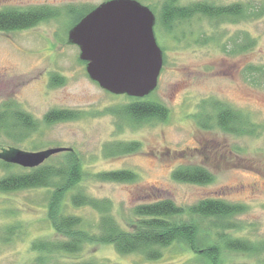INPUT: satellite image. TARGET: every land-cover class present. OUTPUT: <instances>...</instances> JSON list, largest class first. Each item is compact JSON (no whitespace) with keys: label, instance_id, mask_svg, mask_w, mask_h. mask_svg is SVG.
<instances>
[{"label":"rangeland","instance_id":"rangeland-1","mask_svg":"<svg viewBox=\"0 0 264 264\" xmlns=\"http://www.w3.org/2000/svg\"><path fill=\"white\" fill-rule=\"evenodd\" d=\"M104 1L0 0V10L49 6L61 12L30 29L0 31V113L4 116L12 113L10 109L19 108L37 125L14 131L11 120L7 128L0 125V151L11 147L26 151L72 148L85 169L81 187L91 196L109 199L112 215L127 230L132 229L133 209L139 204L171 199L188 210L203 199H219L242 206L228 219V235L255 245L264 243V75L249 71L252 65L264 64V15L220 24L197 16L175 24L171 31L157 19L155 32L164 51V66L157 88L144 100L164 104L169 116L164 121L152 119L138 124L111 112L137 97L101 88L89 77L79 47L67 42L76 19L69 9L94 7ZM138 1L159 18L166 0ZM174 2L180 6L242 3L256 10L264 0ZM246 33L257 40L240 51ZM54 75L58 79L51 81ZM220 104L240 111L245 123L253 124L254 132L234 136L220 129ZM53 109L81 115L74 120L46 123L44 117ZM121 142H139L141 147L126 154L111 152L113 147L108 150ZM61 153L43 164L59 162ZM14 165L11 170L0 167V174L26 169ZM182 166H202L214 178L205 184L174 180V170ZM119 169L135 172L138 180L103 182L94 177L99 172ZM50 195L51 189L0 193V264H33L37 252L32 249V241L58 238L48 217ZM70 209L85 219L87 227L98 230V211L91 207ZM196 221L203 234L214 231L211 234L217 237V219ZM8 226L19 230L6 243L1 237ZM216 240L221 244L219 237ZM81 260L103 264H211L184 244H173L163 249L162 258L148 260L137 253L119 254L112 244L89 243L79 254L56 255L52 261ZM218 263L264 264V250L222 249Z\"/></svg>","mask_w":264,"mask_h":264},{"label":"trees","instance_id":"trees-1","mask_svg":"<svg viewBox=\"0 0 264 264\" xmlns=\"http://www.w3.org/2000/svg\"><path fill=\"white\" fill-rule=\"evenodd\" d=\"M95 7H71L69 13L76 18L72 26ZM60 15L59 10L49 6H33L24 10L2 9L0 10V31L30 29ZM263 15L264 3L257 6L256 10L254 8L249 10V7L242 3L217 5L197 2L180 6L174 0H166L157 19H159V24L171 31L175 24L197 16L220 24L238 22L247 17L259 19ZM216 40L219 41L220 38ZM256 40L246 33L243 45H240L238 50L244 51L252 47ZM249 71L256 75H264V64L252 65ZM57 79L58 77L54 75L51 81ZM144 99L145 97L135 98L134 101L121 106L118 110L113 109L111 112L118 117H125L130 123L138 124L152 119L164 121L168 118L169 109L164 104ZM10 111L12 113H5L4 116L2 112L0 113L2 127L7 128L6 124H9L10 120L13 121L12 131L14 129L30 130L37 126L32 116L23 110L17 108L10 109ZM241 114L238 110L220 104L218 127L234 136L243 135L244 132L253 133V124L245 123ZM80 115V113L70 110L53 109L45 115L44 120L46 123L64 122L78 119ZM112 147L111 152L126 154L140 150L141 145L139 142H121L111 145L108 150H111ZM61 154L63 156L57 163H46L35 168L9 172L6 175L0 174V193L51 189L48 217L58 238L54 240L39 238L32 241V249L37 252V258L33 264H103L96 260L52 261L56 255L79 254L89 243L112 244L119 254L137 253L148 260L162 258L163 249L173 244H184L194 250L203 260L210 261L211 264H217V255L222 249L245 252L264 250V243L255 245L227 234V228H231L228 219L239 213L242 206L229 204L219 199H203L188 210L171 199H159L139 204L133 209L134 218L130 222L132 229L127 230L112 215V203L109 199L91 196L81 187L85 178V169L75 150L72 149ZM14 166L17 165L0 159V167H4L5 170H11ZM94 177L103 182L132 183L138 180L135 172L120 169L99 172ZM172 177L174 180L182 182L204 184L211 182L214 178L212 173L202 166H182L174 170ZM69 207H91L98 211L100 214L98 230L93 231L91 227H87L85 219L81 215L73 213ZM196 218L218 220L216 225L220 230L215 234L220 238L221 244L217 242V237L212 236L211 233L214 231L202 233L201 224L196 221ZM17 230L19 229L16 226H8L3 230L1 241L11 242L17 234Z\"/></svg>","mask_w":264,"mask_h":264},{"label":"water","instance_id":"water-1","mask_svg":"<svg viewBox=\"0 0 264 264\" xmlns=\"http://www.w3.org/2000/svg\"><path fill=\"white\" fill-rule=\"evenodd\" d=\"M156 22L154 11L138 0H106L69 29L67 42L79 47L89 77L101 88L117 95L144 98L157 88L164 66ZM69 150L72 148H3L0 159L35 168Z\"/></svg>","mask_w":264,"mask_h":264},{"label":"flooded vegetation","instance_id":"flooded-vegetation-1","mask_svg":"<svg viewBox=\"0 0 264 264\" xmlns=\"http://www.w3.org/2000/svg\"><path fill=\"white\" fill-rule=\"evenodd\" d=\"M250 135V134H249Z\"/></svg>","mask_w":264,"mask_h":264}]
</instances>
